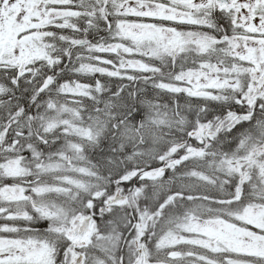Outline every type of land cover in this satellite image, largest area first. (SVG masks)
Wrapping results in <instances>:
<instances>
[{
  "label": "snow or ice",
  "instance_id": "1",
  "mask_svg": "<svg viewBox=\"0 0 264 264\" xmlns=\"http://www.w3.org/2000/svg\"><path fill=\"white\" fill-rule=\"evenodd\" d=\"M0 264H264V0H0Z\"/></svg>",
  "mask_w": 264,
  "mask_h": 264
}]
</instances>
